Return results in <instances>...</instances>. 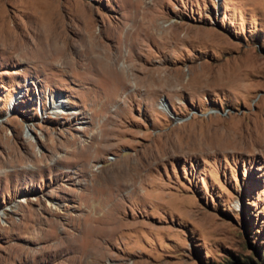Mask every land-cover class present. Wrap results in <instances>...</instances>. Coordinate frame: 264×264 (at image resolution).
<instances>
[{
	"label": "rangeland",
	"instance_id": "obj_1",
	"mask_svg": "<svg viewBox=\"0 0 264 264\" xmlns=\"http://www.w3.org/2000/svg\"><path fill=\"white\" fill-rule=\"evenodd\" d=\"M138 10L149 88L73 50ZM261 131L264 0H0V264H264Z\"/></svg>",
	"mask_w": 264,
	"mask_h": 264
},
{
	"label": "bare ground",
	"instance_id": "obj_2",
	"mask_svg": "<svg viewBox=\"0 0 264 264\" xmlns=\"http://www.w3.org/2000/svg\"><path fill=\"white\" fill-rule=\"evenodd\" d=\"M147 15L148 14H146L145 12H141L138 10L137 13L136 12L132 13V16L130 18V21H131L130 24L123 25L121 27L115 26V31H114L115 34H116V32H119V31L122 32V34H123L124 45L122 47L121 46H113L111 43H104V42L102 43L98 37V34L94 33V31L92 30L93 27L91 25H87L86 34L83 35V48L80 49L78 47H73V50L79 52L80 54H82L85 57V59H88V60L89 59H93V60H103L104 59L107 61L108 60H114V61L121 60L122 64H123L121 70H122V74H123L124 78L128 79V81L131 82L133 79V76L135 74L142 73V75H144V76H142L143 77L142 82L146 85L145 86L142 84V86L149 88L148 81L151 78L155 79V81L160 82L161 76H162V72H160V71L162 69L155 68L153 74H150L149 69L143 68V66L138 67L135 64L136 61H138L140 58H142L141 52L146 51L145 47L148 46V44H149L150 31L154 32V28H156V26L159 25L158 23L154 24L155 19H156L155 18L154 21L149 26L148 23H150L152 20L151 21L148 20V22L145 21V19L147 18ZM138 27H140V30H138ZM164 32H166V33H164V34L162 33L163 37L169 38V37L173 36V34H172L173 32L171 30L164 31ZM172 39H173V37H172ZM59 43H60V41H59ZM133 46H136L137 51L133 50ZM69 48H70V46L68 44L67 45L65 44L64 48H63V45H58V48H56L57 50L56 49L55 50L61 54L62 53L66 54L65 52L68 51ZM51 51H52V47H51V44H49L48 48H46L44 50V53L49 55L50 53H48V52H51ZM111 68H113V67L111 66ZM139 86H141V85H138L135 82L134 84L131 85V88L133 90H138ZM61 101H62V103H64L65 99H63ZM61 106H62V104H58V107H61ZM159 108L162 110L163 109L166 110V105L164 104L163 101L160 102ZM76 113H78V112H76ZM260 128H261V126L258 127V130H262ZM261 135H262L261 137H263L264 133L262 132ZM260 139L261 138L259 137L256 141H259ZM52 209H55V208L52 206ZM112 221L113 220H111V225H112ZM112 229H113V227H110V226L104 227V228L102 226V228H100L99 231H102V232L105 230L111 231ZM99 245L100 244H97L98 249L100 248ZM89 256L91 258L92 264H99L100 256L98 254V250L90 252ZM87 263H88V261H87Z\"/></svg>",
	"mask_w": 264,
	"mask_h": 264
}]
</instances>
